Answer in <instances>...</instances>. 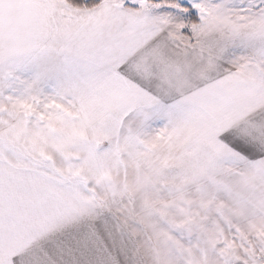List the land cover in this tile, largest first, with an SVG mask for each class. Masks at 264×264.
Instances as JSON below:
<instances>
[{
    "label": "snow or ice",
    "instance_id": "1",
    "mask_svg": "<svg viewBox=\"0 0 264 264\" xmlns=\"http://www.w3.org/2000/svg\"><path fill=\"white\" fill-rule=\"evenodd\" d=\"M0 264H264V0H0Z\"/></svg>",
    "mask_w": 264,
    "mask_h": 264
}]
</instances>
